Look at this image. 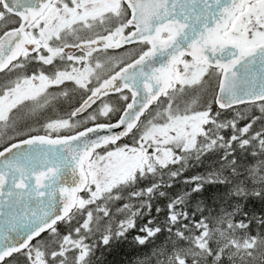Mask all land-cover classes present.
<instances>
[{
  "label": "snow or ice",
  "instance_id": "snow-or-ice-1",
  "mask_svg": "<svg viewBox=\"0 0 264 264\" xmlns=\"http://www.w3.org/2000/svg\"><path fill=\"white\" fill-rule=\"evenodd\" d=\"M0 264H264V0H0Z\"/></svg>",
  "mask_w": 264,
  "mask_h": 264
}]
</instances>
